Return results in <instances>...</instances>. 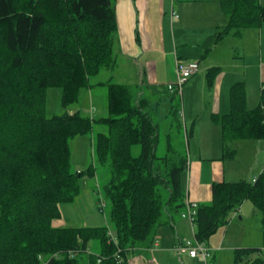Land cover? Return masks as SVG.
I'll return each mask as SVG.
<instances>
[{"label":"trees","instance_id":"1","mask_svg":"<svg viewBox=\"0 0 264 264\" xmlns=\"http://www.w3.org/2000/svg\"><path fill=\"white\" fill-rule=\"evenodd\" d=\"M222 7L229 21L216 32V44L264 23L259 0H224ZM116 42L113 0H0V264H128L131 252L153 245L167 217L185 209L188 156L173 148L158 156V104L141 85L91 82L103 70H116ZM219 72H208L209 88ZM100 85L107 87V118L68 111L46 116L48 89L62 90L66 109L82 89ZM263 109L264 85L253 110L244 83L232 85L230 112L215 117L225 159L235 157L234 142L264 139ZM170 113L179 115L175 103ZM95 123L109 128L91 141L96 161L111 167L106 195L113 229L55 227L61 206L81 193L84 172L72 169L71 141L91 136ZM95 169L91 164L86 173L93 176ZM245 201L264 213V173L255 183L213 184L211 202L196 210L197 241L208 242ZM261 252L238 249L235 264H264Z\"/></svg>","mask_w":264,"mask_h":264},{"label":"crops","instance_id":"2","mask_svg":"<svg viewBox=\"0 0 264 264\" xmlns=\"http://www.w3.org/2000/svg\"><path fill=\"white\" fill-rule=\"evenodd\" d=\"M222 1L113 0L117 21V82L146 87L148 95L159 106L154 86L163 82L168 85L175 83L176 59L198 61L200 64L197 76L183 86L189 93L198 81L197 91H201L199 98H202V106L196 112H184L186 131L191 138L188 139V167L186 174L182 175V187L185 203L189 201L198 205L211 202L214 183L252 182L259 177L255 172L258 157L261 156L263 162L264 149L257 158L251 159L250 154L246 156L235 174L230 168L232 163L224 158L219 119L230 112L232 85L244 83L247 109L253 110L261 103L264 23L259 29H246L240 37L228 36L216 44V32L229 21ZM259 2L264 7V0ZM213 68H219L220 72L209 88L207 75ZM246 141L233 143L236 149L235 157L231 159L233 162H237L241 150H251L252 146L257 148L254 143ZM184 211L167 217V221L158 228L153 245L131 252L127 257L128 264H235L238 249L259 248L263 254L264 230L255 225L260 218L248 201L232 213L227 226L221 227L223 229L208 240L206 244L212 253L208 260L179 254V247L195 238V225L188 218H183ZM253 238L261 239L263 244H254L258 242Z\"/></svg>","mask_w":264,"mask_h":264},{"label":"rangeland","instance_id":"3","mask_svg":"<svg viewBox=\"0 0 264 264\" xmlns=\"http://www.w3.org/2000/svg\"><path fill=\"white\" fill-rule=\"evenodd\" d=\"M116 73V70H103L98 76L94 77L91 82L92 84L98 82H103L105 84L108 80H110V78L117 80L115 76ZM199 77L200 76L192 79V81L197 80ZM196 82L197 83L191 87L189 93L185 92V89L182 88V94L177 95V99L174 102L172 100L173 95H171L168 89V86L172 83L168 85V83L163 82L154 86L156 87L157 92L156 98L160 101L159 106L157 105L159 108L158 115H156V122L160 125L158 156H163L168 152L170 153L172 148L177 152H181L189 156L188 139L191 138V135L188 136L186 131V118L184 119V112L185 110L187 113L196 112L202 106V98H199V92L201 91H197L198 81ZM150 87L152 88V86ZM142 90H144V94H148L146 87L142 88ZM184 93L185 95H183ZM174 103L179 108V115L177 114V116L170 113ZM46 104V116L48 118L60 115L65 111L71 113L80 112L82 115L93 119L107 118L109 116V109L107 106V87L104 85L93 87L92 89H82L79 94L78 101L66 109L62 105V90L59 88H50L46 93ZM201 111L199 110L198 112ZM169 114L171 117L167 118ZM197 125H199V123ZM190 127L191 125L189 124V129ZM97 133L109 134L108 126L95 123L93 134L91 136H77L71 141L72 169L84 172V176L81 179V193L74 202L61 206L62 216L60 220L53 222L55 227H108L110 230L113 229L110 216L111 206L106 195V186L111 178V167L109 164L100 165L96 161V157L94 156L95 147L91 139L92 136ZM250 142L257 145V148L252 146L251 150H241L237 162H233L230 157V160L227 159L229 163H232L230 164V168H232L231 170H233L235 174H237L241 169V162L246 156L250 154L251 159H253V157L257 158V156L261 154V151L263 152L264 139L246 141V143ZM239 147L241 148L242 146L239 145ZM230 149H232V145H230ZM139 152L140 148L139 146H136L133 150V154L138 155ZM91 164H94L96 167L93 176L86 173ZM255 164V172L257 175H260L264 169V163L261 160V156L258 157ZM184 174H186V172H184ZM104 201L106 202V207L103 209L102 204ZM248 205L257 211V217L260 218L256 221V224H254L264 230V213L258 210L251 201H248ZM221 229L223 228H220V230ZM110 235H112V233ZM252 235H255V233L252 232ZM253 239L258 242L254 243L256 245L262 243L259 238L258 240L257 238ZM95 245L96 244H93V246ZM261 257L264 259V250Z\"/></svg>","mask_w":264,"mask_h":264},{"label":"built area","instance_id":"4","mask_svg":"<svg viewBox=\"0 0 264 264\" xmlns=\"http://www.w3.org/2000/svg\"><path fill=\"white\" fill-rule=\"evenodd\" d=\"M172 1L175 2L176 0H172ZM175 17L178 18V16H175ZM175 67H176L177 79L175 83H172L168 86V89L171 94L180 95L182 94L183 86L191 78L197 76V74L199 73L200 64L198 61H187V60H181L177 58L175 62ZM262 157H263V162H264V153ZM262 173H264V169ZM256 180L257 178L253 180V183H255ZM102 206L103 208L105 207V202H103ZM197 207H198V204L186 201L185 211L182 213L183 218H188L192 223H194V218L196 216ZM111 240L115 244H118L117 240L114 239V237H111ZM178 252L181 255L186 254L192 258L202 257L205 260H208L212 254L211 249L207 246V244L205 242L197 241L196 238L190 241L189 240L186 241L183 245L179 247Z\"/></svg>","mask_w":264,"mask_h":264}]
</instances>
